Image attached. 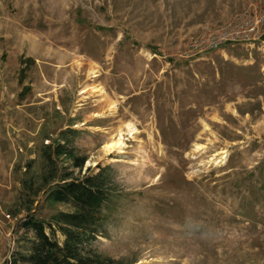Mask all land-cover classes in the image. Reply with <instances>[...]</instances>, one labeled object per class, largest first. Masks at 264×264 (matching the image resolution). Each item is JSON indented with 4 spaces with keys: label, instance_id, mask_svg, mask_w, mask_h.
Instances as JSON below:
<instances>
[{
    "label": "rangeland",
    "instance_id": "obj_1",
    "mask_svg": "<svg viewBox=\"0 0 264 264\" xmlns=\"http://www.w3.org/2000/svg\"><path fill=\"white\" fill-rule=\"evenodd\" d=\"M90 62L111 116L79 100ZM125 120L139 132L104 157ZM61 130L85 157L62 163L71 176L108 182L83 245L107 264H264V0H0V264L30 247L20 180ZM71 209L42 194L30 206Z\"/></svg>",
    "mask_w": 264,
    "mask_h": 264
},
{
    "label": "trees",
    "instance_id": "obj_2",
    "mask_svg": "<svg viewBox=\"0 0 264 264\" xmlns=\"http://www.w3.org/2000/svg\"><path fill=\"white\" fill-rule=\"evenodd\" d=\"M67 132L75 131L61 130L51 142L40 143V169L36 174L30 171L31 165L24 170L19 201L26 213L19 219L18 226L30 230L33 240L26 253L16 252L12 256L11 264L17 261L22 264H107L112 261L83 246L94 237L102 219L101 206L110 194L103 169L76 178L62 165L70 161L71 167L80 169L85 160L67 145ZM38 194L52 203L69 204L72 209L56 211L46 219L36 217L30 212V206ZM55 231L63 236L61 244L53 237Z\"/></svg>",
    "mask_w": 264,
    "mask_h": 264
},
{
    "label": "bare ground",
    "instance_id": "obj_3",
    "mask_svg": "<svg viewBox=\"0 0 264 264\" xmlns=\"http://www.w3.org/2000/svg\"><path fill=\"white\" fill-rule=\"evenodd\" d=\"M82 62L80 60L76 61V66L80 67ZM98 75V66L94 62H90L88 66V76L86 81L83 83L81 90L79 91L80 101L84 100L87 97H95L99 102L104 104V107L101 112L91 115L92 116H111L115 112L116 101L110 99L106 94L103 86L100 83L94 82V78ZM139 132L136 124L132 120L119 121L118 125L115 127L112 135L109 136L107 141L103 143L101 147V152L105 157L111 153L121 152L126 145V141L133 139L135 134ZM209 140V139H208ZM210 143V140L206 144L202 143H193V147L190 150V153L193 156L201 153L206 145ZM228 155L227 148H221L216 153H213L206 160L207 165H220L225 162L226 156ZM88 163V162H87Z\"/></svg>",
    "mask_w": 264,
    "mask_h": 264
},
{
    "label": "built area",
    "instance_id": "obj_4",
    "mask_svg": "<svg viewBox=\"0 0 264 264\" xmlns=\"http://www.w3.org/2000/svg\"><path fill=\"white\" fill-rule=\"evenodd\" d=\"M227 39L229 38H225V39H219V40H216L214 43H210V47H216L217 45L223 43L224 41H226Z\"/></svg>",
    "mask_w": 264,
    "mask_h": 264
}]
</instances>
